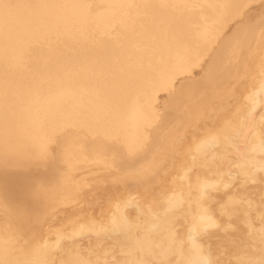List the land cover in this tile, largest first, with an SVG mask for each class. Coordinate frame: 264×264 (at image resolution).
Returning <instances> with one entry per match:
<instances>
[{
  "label": "bare ground",
  "instance_id": "obj_1",
  "mask_svg": "<svg viewBox=\"0 0 264 264\" xmlns=\"http://www.w3.org/2000/svg\"><path fill=\"white\" fill-rule=\"evenodd\" d=\"M219 1H221V0H219ZM219 1L218 0H95V6L92 7V6H90V3H88L86 0H0V78H1L2 82H4V84L8 83V80L10 78L7 79V77L9 75L11 76V74H9V72H7L9 75H7V76L5 75V73H6L5 69L6 68H8L13 74L15 73V71L18 72L17 70H20V69L24 70L25 66H24L23 63H25V62L22 63V61L24 59L23 57H25V58H29L30 57V56L28 57L25 54V53H27L26 51L28 50V52H29V49L31 48L30 50L32 52H34L33 50L37 47V45H39L41 43H43L42 47H45L44 43L47 44L51 40H53L54 42H56V41L57 42H61L64 39H65L64 40L65 42L67 40H69V41L70 40H77V41H75V42H78V43H76V45L81 48V46H79V45H82L80 43L82 41H79V40H84V41L86 40L87 41L89 38L92 39V36H89V34L91 32L92 33L90 35H94L97 32H99V34L105 35V34L109 33L110 28L113 25H115L114 27L116 28V26L118 24L119 29H120V27H122V29H123L124 28L123 26H127V25L130 27V25L134 21L131 22V24L129 23L130 25L127 24L128 22L131 21V19H129V14L130 15L133 14V12H131V10H133V9H134V13H135V8L131 9V7H134L133 5H136L137 3L139 4V2H142V3L145 4V6H147V7H145V10L148 8L146 13L143 16H145L148 11L151 13L152 11H154V9H158L160 11L162 9V12L165 11L163 13V15H162V12H160L159 15L156 14L155 16L162 17L164 19V18L169 17L170 14L172 15L173 11L171 12V10L174 7H175V10H176V8H178L177 9L178 11H176V14H179V13H182L181 12L182 8L185 10V12H187L193 7H195V9H197V8L200 9L201 7L205 6L204 8L207 7L208 9L212 10L213 12L215 11V16L212 17V20L215 21V22H220V20L224 16H230L233 12L236 11V9H240V7L244 3L249 1V0H224L223 2L221 1L222 3H219ZM144 4L142 5V7L144 6ZM170 5L172 6L171 10H169L170 9V7H169ZM165 7H167L166 8L167 10L165 9ZM139 8L136 9L137 12L139 11L138 10ZM180 8H181V10H180ZM195 9L190 11V12L194 11L193 13L195 14V12H196ZM158 10H156V12H159ZM141 11H142V9H141ZM143 11H144V9H143ZM212 11H210V12L212 13ZM184 13H182V14H184ZM204 13L206 15V12H204ZM141 14H143V13H141ZM185 14H184V16H187ZM190 14H192V13H190ZM199 14H201V13H199ZM202 14H203V12H202ZM179 15H181V14H179ZM143 16H141L142 19L144 18ZM147 16L149 17L150 14L147 15ZM189 16L191 18V15H189ZM158 17H157V19H156V17H154V18L156 20H158ZM173 17H174V14H173ZM260 17H262V15ZM190 18L189 17L188 18H186V17L182 18L181 17V18H177V19H179V21H185L186 24H189L191 22H194V21L191 20L192 18L191 19ZM201 18H203V17L201 16ZM201 18L198 20L199 23H200V21H202ZM128 19H129V21H127ZM175 19L176 18H174V20ZM207 19H208V17H207ZM261 19H263V18H261ZM146 20H147V18H146ZM159 20H161L166 25V21H169L171 19L162 20V19L159 18ZM172 20H171V22H172ZM151 21L152 20H150L148 22H151ZM158 21H156V22L154 21V24L151 22V25L152 24L153 25H156V24L159 25V22H161V21H159V22ZM204 21H205V19H204ZM135 22H137V21H135ZM143 22H142V24L145 25V22L144 23ZM148 22H146V23H148ZM169 22H167L168 25H169ZM175 22H177V21H175ZM208 22H209V20H208ZM120 24H121V26H120ZM179 25H181V24L179 23ZM118 26H117V29H118ZM133 26H134V24L132 25V28H131L132 31L131 30H127L128 31L127 35L124 34V31H123L124 37L126 36L125 38L123 37V35H122V37H120L121 36L120 32H119L120 35H118V37L120 39L121 38L123 39V43H122L123 45H121L122 48L120 47L118 49L119 52H121L123 54V55L121 54L122 58L120 57L122 60L120 58H119L120 60H118V61L117 60H114V61L112 60L113 56H115L116 52H118L117 49H115V47H117V46L114 47V44H112V43H115V42L108 41V40H110V36L109 35H111L113 31H110L111 33L108 35L109 37L107 35H105L106 37L103 36L105 38V40H107L109 38L107 41H104L103 40L104 38L101 39L104 44H105V42L106 43L108 42L107 45L105 44V48H103L101 50H99L100 48H97V47H100L99 45H102L100 43L101 42L100 39H99L100 37L98 38V34H96V37H93L94 39L98 38V40H99V43L97 42L98 46L97 45H95V46L92 45L91 42L94 43L93 39H92V41H90V43H89V41H87V44L88 43H89V45L91 44V49L92 50H90V52L91 51L95 52V48H97V50H98L97 53L101 56V61L104 60V62L106 63L105 66L108 64L111 67V68L110 67L107 68V70L112 69V71H111L112 75L110 73L111 76H109V77H103V75L101 74L102 75L101 78L103 77L102 81H104L105 85L109 84V87H110V85H112V87L110 89L107 88L108 85L105 86L104 84H102L103 83L102 81H97L95 84H93V82H91V80L93 79V78L90 79L92 77L91 72L95 71L96 68L94 70L93 69L84 68V70L86 69V71H83L81 73H80V71L82 69H80V71H78L79 69H77L78 73H80V74H76V76H75L76 72L75 73L72 72L74 74V76H72L73 74L68 69L71 70V68L73 67L74 70L73 69L72 70L75 71L76 68H74V66L76 64L73 65L74 63L72 65L70 63L67 64V65L70 64L69 66L71 68H69V66H67V65H65L63 63L64 67L65 66L68 67L67 71L70 72L71 74L69 73V75H67L68 73L67 74L65 73L66 75H64V74L61 75L62 77L64 76V78L59 76V74H58L57 77L56 76L54 77L52 75V77H51L52 79H50L47 76V74H43V73L46 72L44 68H47V67H44V66H45V64L46 65L48 64L46 62L49 59L48 55L51 54L52 55L51 57L55 56V54H54L55 51L54 50H56L57 54H59V56H60L61 53H58L59 50L57 51V48H56V47L59 46L58 45L59 43H57L58 46L55 44L56 45V47H55V45H53L54 44L53 41L50 42L51 44H49V45L50 46L51 45L54 46L56 49L53 48L54 49L53 51L51 49L52 53L50 52V54H47V53H49L48 52L49 50L47 51L46 56H47L48 59L45 58L46 56L44 57L42 55L43 53L46 52L45 50L43 52L42 50L39 49V48H42V47L38 46L37 49H39L40 51L35 49V50L38 51L37 53L34 52L35 55L36 54L42 55L46 59V61H45V59L43 57L42 58L39 57L40 58V59L38 58L39 60L42 61V59H43V62L45 61L44 65L40 66V64L41 63L43 64V62H40L39 60L37 61L36 59H37L38 55H36L37 57H35L34 53H33V55H34V57L36 59L34 58L33 61L35 60V61H37V63L39 62L40 64L38 63V66L40 68L43 67L42 70L40 69L42 71L41 72L42 73L41 76L42 75H43V77L47 76V78L46 77L45 78L47 80L50 79L49 83H47L48 81L45 78H43V77H42L43 78L42 81H47L46 83L41 81L42 84L44 85L43 87H40L39 85H37L40 82V80L38 81V83H37V81H34V83L35 82L37 83V84L35 83L36 85H32V84H34L33 82H28L27 81L26 83H28L29 85L32 83L30 86H34V87H31V88H34L35 90H37V93L36 94L34 93L35 95L32 96L31 98H28V99L26 98V101L19 100L18 104H20V105H17L18 106L17 110L15 109L16 111L13 112V117L14 118L12 119L11 118L12 116H11L10 117L11 120L9 119L10 122L9 121L6 122V120H8V118L7 119L4 118V117L0 118L1 119V121H0V188L3 189V190L5 189L6 191L8 189V191H7L8 193H6L7 197H6V195H4V196H5V198H7L9 203L10 202H14V204L11 203L10 208H7L5 206L4 210L6 209L5 212L10 210L11 211L10 215L12 214L14 216V218L17 219L18 223H22L23 222V225L21 224V226H24V223L26 224V227H27V224H30V225L34 224V223L35 224L36 223L39 224L38 220L40 219V217H42V213L41 212H42L43 208L48 207V206H45L44 204H41V201L44 199L45 196L48 195L47 194L48 192H50V191H62L63 192L65 188L71 189L70 185H68V184L65 185V182L61 179V177L59 178L60 174H58L59 176H56L55 175V174H57L56 171H55L56 173L55 172H53V173L51 172L52 169H54V168L51 167V170H50L49 169L50 167H48V166H50V165L54 166V164L51 163L50 165H48V164L45 163V160H47V158H48L47 146L49 144L47 142H50L49 139L53 138L55 133L59 134V132H60V134H61V133H64V131L67 130V129H69L71 131L70 133H66L65 132L66 135H67L65 137H64L65 134H61L62 138L58 137V138H60V141L58 140L59 141L58 145H57L58 147L56 146L58 148L57 149L58 154L56 155L57 157H55L56 159H54L55 160L54 163H55L56 166L57 165L58 166L61 165L60 169H61V167L63 165H64V167H66L65 164H67V160L73 161L72 159H76L79 156V154H80L82 156H86L84 158V160L87 159V158L88 159L94 158L93 160H95V158L96 159L98 158L100 161L102 160V161L105 162V163H103L101 161L104 165H106V163L107 164L109 163L110 165H113V166L116 165L119 169H125V168L127 169L128 167H130V169L128 168V170H132V171L134 170L135 171V172H133L134 175L140 177L141 179H143L145 181L148 180V179L150 181L148 172H147V170H146V168L144 166L141 165L143 168H139V169L137 168V170H136V168L132 169V166H129V164L131 162H129L128 160L131 159V161H132L135 158V157L134 158H129V155L131 156L132 151L138 152L139 149H137V148L140 146L141 140L144 137V128H146L144 126L147 125L146 124L147 122L149 123V121L154 120L152 118H155V116H156L155 115L156 107H154L153 101H156V100H154V98H157V96H155L156 95V91L159 90L160 88L161 89L162 88H166L170 84L171 77L169 76L168 71L171 72V69H172V71H173L172 73H176V74L180 73V72L189 71L190 68L187 65L189 63L188 62V56L190 55L188 47H191V44H189L188 42L191 39V42L193 44H197V46L199 45L198 48H197L198 51H195V50L194 51L197 52L196 53V57L200 56L202 54V52H204V50L209 49L208 48L209 45L207 46V44L210 42V38H211L210 36H212L211 35L212 29H211V27L209 25H206L204 23L201 24L199 27H196V26L195 27H193V26L190 27L188 25L189 28L186 29V30H190V34H191L192 38H190V39H187V38L183 39L182 38L183 39L182 43H184V45H179L178 41H177L178 43H176V41L175 42L171 41V43L168 42V39H169L170 35L167 36L168 32L166 33V35L162 34L164 31L166 32V29L164 27H163V31H162V27H161L162 24H160V28H161L162 32L160 31L161 33L160 32L158 33L157 32L158 30H156V34H158V37L155 36L156 34L154 35L155 38H157V39L152 37L153 34H150L152 36L148 35V38H147L148 40L144 38L145 36L143 37V35H141L142 31H141V34H138L139 33L138 30L141 28V26L140 27L138 26V30H137L138 33L135 32L136 30L133 31ZM114 27H112V28H114ZM135 27L136 28H134V29H137V26H135ZM143 27L144 26L142 25V28ZM146 27L145 28L148 29L149 23H148V26L146 24ZM156 27L157 26H155V28ZM169 27H171V26H169ZM145 28H143L141 30L145 31L144 30ZM126 29H127V27H126ZM152 29L154 31V28H152ZM178 29H179V27H178ZM181 29L185 30L184 28H181ZM175 30L178 31L177 29H175ZM129 31L131 33L133 32L132 34H134V35L137 33L138 35L137 34L136 35L139 36V37H140V35L142 36V39H140L141 40L140 41L139 37H137L135 35L136 36L135 39H137L139 41L137 42V40H135L136 41L135 44L138 43V45L133 44L134 47H132L133 46L132 42H133L134 39L131 36V34L129 33ZM153 31H151L150 33H153ZM251 31H252V29H250V32ZM93 32H94V34H93ZM147 33H149V31L144 32L143 34H145L147 36ZM169 33H171V32H169ZM253 33H255V35H253L251 33L254 36L253 39H252V37L250 38L249 36H247L248 32H243V35H241V36H237L236 37V35H235V38H233L232 41L228 42L227 45H221L219 50L215 52V55L213 56V58H211L210 63L206 67V73L204 74L205 76H203V78H202L203 80L201 82L199 81L200 83L199 82H196V83H194V82L190 83L189 82L190 84L188 83L187 86L185 84L186 87L182 90V92L181 91H180L181 93L178 92V93H180V95L173 96L175 94L174 93L172 95L173 98L171 99L170 102H169V99H168L167 100L168 101L167 104L163 103V110H162L163 112H162V116L160 117V124H159L161 130L159 131V129H158V132H154L155 135H154V138L152 137L153 140L149 139L150 142L152 141V144L150 143V147L148 149L147 148H145V150H141L140 149L141 150L139 152L140 156L137 157V155H136V157L138 158L136 161L139 160V162H142L143 160H147V164L150 167L153 164H157L161 157H165L166 155L168 156L171 153V151H174L175 144L173 145L171 143V141L172 140L175 141V139H173V138L176 136V134L179 132V130L183 126H185V124L189 123L188 121H190V120L196 121V119H199L201 116H204V115H202L204 112L201 111V108H202L201 105H204L205 107L210 106L211 104L209 105V103L211 101L215 100V92H217V90H221L223 88L224 84L228 83L231 79H233V72H235L239 68H242L244 60H246L248 58L251 59V55L253 54V52L256 53L257 51H260L261 54H263L262 55L263 58L261 60V57H260L261 61L257 60L259 63L257 62L256 64H253V62H252V64L254 65L253 66V72H255L254 76L256 77V81H255V85L252 84L253 87L251 86L249 92L251 90H254V89L258 88L260 86L261 79H262L261 74L264 73V41H263L264 37L263 38L260 37L261 33L258 32L257 30H254ZM160 34H162V37H161V39H158ZM149 37L150 38H154L153 41L155 40L156 43H157V45H154V43L152 41H150V43H152L155 48L151 44L152 46L151 45L150 46L152 47V50L151 49H149V50H151L153 52V48H154V52L156 54H158L159 56L162 55L161 56L162 59H160L158 57L159 58L158 62L156 61V60H158V59H156L158 55H155V53H154V55L152 53V55H150L148 57V58H150L152 56L153 57L152 60L154 59V61L156 62V64L153 67H151L152 65H150V69L152 70V72H153V70L156 72V73L154 72L155 74L153 73L152 75H151V72H150V74L149 73H145L146 71H148V66H146L147 68L144 66L146 63L143 60H145V59L147 60L148 58L147 57H144V58L142 57V54L144 56L145 53H143L144 52L143 49H141L139 47V45H140L139 42H141V44H143L141 47L142 48L145 47L144 50H147L146 49V45L144 46L145 41L143 39H145L147 41V43H145V44L148 45ZM119 38H117V40ZM125 39H126V42L124 41ZM131 39H133L132 42H131ZM251 39H252V41H251ZM58 40H61V41H58ZM177 40H178V38H177ZM69 41L66 44L71 43V41L70 42ZM142 41H144V42H142ZM110 42H112V43H110ZM124 42H125V44H124ZM72 43H71V45H72L71 47L73 48V44ZM82 43L86 45V43H84V42H82ZM130 43L132 45L131 47L133 48L132 50L134 51V48L138 46L139 49H135V50L136 51L139 50L140 53L139 52L137 53L135 51H134V54L132 52L130 53V50H131ZM94 44H96V42ZM223 44H224V42H223ZM33 45L34 46L36 45L35 48H32V47H34ZM60 45H64V42L62 44H60ZM89 45H88V47L90 48ZM171 45L174 48V49L172 48L173 49V57H174V60H175V64L174 65H170L171 62L168 59L167 46L169 47ZM69 46L70 45H68V48H69ZM74 46H75V44H74ZM181 46H184V47H181ZM197 46H195V47H197ZM46 47H47V45H46ZM49 47H48V49H49ZM82 47L85 48L84 45H82ZM88 47L86 45V48H88ZM156 47L159 50L158 53L156 52V50H157ZM77 48H75V50H78ZM127 49L129 51V53H128L129 56H127L128 54L124 55V54H126V52H128V51H126ZM140 49H141V51H140ZM30 52H29L28 55H30ZM41 52H43V53L40 54ZM87 52H88L89 55L93 54V57H94V53L91 52L92 54H90L89 51H87ZM220 52H222L223 55L225 54L227 59L229 60V63H227V64L225 63L226 66L222 64L220 58L217 56V53H220ZM72 53H73V51H72ZM72 53L70 52L69 54L71 55ZM97 53H95V54H97ZM69 54H67V56H69ZM259 54H257V55L261 56ZM76 55H78V54L76 53ZM59 56H58V58H60ZM78 56H77V58H78ZM96 56L98 57V55H96ZM124 56H126V57H124ZM130 57H132V59H130ZM123 58H124V60H123ZM126 58L128 59L126 61L127 63H129V60L130 61L134 60V62H132V64H133L132 67H136V68H129L131 65H129V66H127V64L124 65ZM256 58L258 59V57H256ZM54 59H55V57H53V59H51V61H48V62L57 61V59H55V60ZM66 59H67V57H66ZM70 59H67V60L71 61ZM74 59H75V57H74ZM60 60L62 61L63 58H61ZM152 60H151V63H153ZM25 61H26V59H25ZM31 61L29 60L30 66L32 68L35 65V62L32 61L34 63V65L32 66L31 65ZM78 61H79V59H78ZM29 62L27 61L26 63H29ZM54 62L52 63V65H54ZM57 63L59 65L61 64V66H63V64L59 61V59H58ZM173 63H174V61H173ZM147 64H150V61H148ZM52 65H51V67H53ZM55 65H56L55 68L57 69L56 62H55ZM59 65H58V68H59L58 70H60V68H61V70L62 69L64 70V68L60 67ZM250 65H251V63L249 64V66ZM34 67H35V71H36V66H34ZM34 67H33V72H30L27 69H25V70H26V72L27 71L30 72V78H36V79H33V80H38V77L40 79V75H39V72H38L39 70H37V72H38L37 75H39V76H35ZM39 67H38V69H39ZM51 67H50V69H51ZM115 67L116 68L118 67L119 70L118 71H117V69L115 70L114 69ZM103 68H104V66H103ZM8 69H6V70L9 71ZM48 69L49 68H47V70ZM52 69L49 72H51L54 75H56L57 74L55 72L56 69L54 70V72L52 71ZM25 70H24V73H25ZM43 70L45 72H43ZM62 71H58V72H60V74H61ZM96 71H98V70H96ZM20 72H22V71H20ZM20 72H19V75H15L14 74L18 79L20 77L23 78L22 82H23V86L24 87L22 86L23 87L22 88L21 86H19L22 89L21 88L19 89L18 94L19 93L21 94L22 92H26V91H22V90H25V87H27V84L24 85L25 84L24 83L25 82L24 79H26L27 75H28L27 78H29V73L22 75V73H20ZM49 72L47 71L46 73H49ZM65 72H66V69H65ZM103 72L106 73V71H103ZM191 72L189 71V73H191ZM31 73H34V74H32V76L34 75V77L31 76ZM106 74L109 75L108 71H107ZM24 75H26L25 78L23 77ZM187 75H188V73H187ZM66 76H70V77H66ZM89 76H90V78H89ZM188 76H190V74ZM55 78H59L60 81H57V79H55ZM12 80H13V82H12L13 84H10V81H12ZM19 80H16V81H18L16 84L14 83V78L13 77L9 81L8 86H10L9 87L10 89H11V85L15 86V87H12V89H11L12 91L14 90V92H15V90L16 91L18 90V89H15V88L18 86L17 84L21 83V82H19ZM27 80H29V79H27ZM33 80L30 79V81H33ZM99 80H100V77H99ZM4 84L2 85V88L1 87L0 88L4 89L5 87H7V90L9 91L8 86H4ZM247 84H249V83H247ZM3 86H4V88H3ZM35 87L36 88L38 87L39 89L40 88L43 89L44 87L45 88L48 87L49 89H44V90H46V92H44V90L40 91L41 89L39 90L38 88L36 89ZM244 88H246V87H244ZM246 90H247V88H246ZM8 91H7V93H8ZM9 92H10L9 93V95H10L11 91H9ZM13 93H12V96H13ZM25 95H26V93H25ZM220 95L222 96L224 94H220ZM2 96H3V94H2ZM12 96H10V97H12ZM16 96H17V94H16ZM23 96H24V94H23ZM23 96L22 95H18V97L20 99H23L24 98ZM218 96L219 95H217V97ZM3 97L5 98V96H3ZM13 97L10 98V100L8 99V101L10 102L11 100H13ZM0 98H1V95H0ZM7 98H9V96ZM3 99H0V101L2 102V103L0 102L1 104H3V102L5 103V101H2ZM4 100H6V99H4ZM222 100L224 101V99H222ZM242 100H240V102ZM20 102H22V103L24 102L23 105ZM215 102H216V100H215ZM243 102H244V100H243ZM230 103H233V102H230ZM235 103H236V105L240 104V103L234 102V104ZM224 104H225V102H224ZM243 104L244 103H242V107H241V105H239L237 107L235 105L236 108L240 109L239 107H241L242 110L241 109L240 110L237 109L238 111H236V109L233 110V108H235V107H233L231 110L234 113H232V115H230L231 113L230 114L229 113L224 114L225 112L219 111V109L222 107L221 105H220L221 106L220 107L217 104L215 105V103H214V107H213V103H212V106H210V108H208V110L209 109L210 110L215 109V113H217V111L220 112V113L214 114V112H213V114L215 115V116L214 115L213 116L215 117V120H216L214 122H216L217 124L215 123L213 125H210V127L214 126V129H213V127L210 128L211 130L210 131L207 130V132L205 134H207V135H211V134L222 135L225 131H230L233 134L238 133L240 135H243L244 132H245V127H243L241 125V120H242V118L246 117V112H245L246 108H245V110L243 109V106H244ZM215 106H218V107H215ZM229 106H230V104H229ZM4 108H1L2 111H8V109L10 107L7 108V109L5 108V110H3ZM161 108H160V110H161ZM261 109L263 111H259L260 113L262 112L260 115H259V112H258V114L256 113L259 116H256V114H255V118L256 119H258L261 115H264V107H262ZM206 111H207V109H206ZM209 111H207V113H209ZM158 112H160V111H158ZM209 114H212V113H209ZM222 114H224V115H222ZM213 116L211 118H209V119H212ZM156 118H158V117H156ZM201 118H203V117H201ZM12 120H14V121H12ZM213 120H214V118H213ZM207 121H208V119H207ZM8 122L10 124L6 125ZM13 122L15 124L12 126ZM157 122H159V121H157ZM211 123H213V122H211ZM215 126H216V128H215ZM203 129H204V127H203ZM80 131L81 132L85 131V133L89 132V134L93 133L92 136L90 135L91 137L94 136L93 138H95L96 134H99L98 135L99 139L98 140L97 139L92 140L93 138L90 139L89 135L86 133V136H85L84 135L85 133H84L83 135L85 137H87V139H86L84 136L80 135L81 134ZM151 131H153V130H151ZM52 134H53V136H52ZM88 137H89V139H88ZM171 137H173V138L171 139ZM149 138H151V136ZM109 139H112L114 144L111 143L112 142L111 140H110V143H111L110 144L108 142ZM51 142H53V141L51 140ZM115 143H118V144H115ZM182 144H183V142H182ZM185 145L186 144H184L183 146L180 145L181 148L185 147V148H182V151L180 150L181 153L184 150L185 151L188 150V152H190L189 151L190 148H191L190 144H188L189 147H190L189 149ZM140 148H141V146H140ZM216 151H217V153H222L223 148H218V149H216ZM127 152L129 153V155L127 154ZM152 152H155V153L157 152L158 155L157 156H152L153 155ZM177 152H178V150H177ZM123 153L125 155L127 154L128 156L124 157L125 155L123 156ZM118 154L119 155L122 154V156L120 155V157H116V155H118ZM46 155H47V157H46ZM185 155L187 156L188 154L186 153ZM179 156H181V155L179 154ZM183 156H181V158H183V160L186 159V158H184L186 156H184V157ZM188 156H187V161L189 160L191 162L192 160H190V153H189ZM69 157H70V159H69ZM229 158H227L225 161L224 160L221 161L219 157H217L215 159L206 158L204 160H198L196 162H199L198 164L201 163L200 166L203 167V168H199L198 170H197V168L200 167V166L194 165V167H197V168H194V167H191L190 164H189L190 166H188L187 162L185 161L186 165L190 169L192 168V172L195 169V171L193 173L194 174L196 173L194 175V177H189L188 176V186H190L191 189H192L191 195L188 196L189 200L193 199L195 196L198 195V193L195 190V187L199 183L200 179L201 178L209 179V177H208L209 175L207 176L208 173L209 174L213 173L212 176H211V177H213L214 175H216L217 172L218 173L222 172L226 168V166L228 164L227 162H229L227 160ZM52 159H53V157H52ZM88 159L86 161H88ZM165 159L167 160V158H165ZM231 159H229V160H231ZM49 160H51V159H49ZM77 160H79V162H82L81 164H83V161H84L83 159H78L77 158ZM77 160H75L74 162H76ZM80 160H83V161H80ZM71 161L68 162V164L71 163L69 165H72V163H74V162H71ZM231 161H233V160H231ZM132 162H135V161H132ZM137 163H134V164L136 165ZM143 163H145V161ZM180 163L181 162H179V164L178 163L177 164L180 165ZM181 164L184 165L183 167L185 168V170H187V167H185V163L184 164L181 163ZM193 164H195V162ZM138 165H139V163H138ZM144 165H146V163ZM76 166H77V162H76ZM113 166H111V167H113ZM180 166L177 167V168L179 169ZM134 167H136V166H134ZM152 167H154V166H152ZM58 168H56L55 170H57ZM158 169H160V168H158ZM171 169H172V167H171ZM178 169H175V167H174L172 172H171L172 174L175 173L174 174L175 176L174 175L172 176V175H170L168 173L170 176H169L168 179H164L165 183H167L166 181H170V180L173 182V179L177 175L176 173L180 174V173H183L185 171V170H181L180 169L181 172L180 171L178 172ZM228 169L229 168H227L226 171ZM63 170H65V169H63ZM174 170H176V172ZM196 170H197V172H196ZM233 170L234 169H232V171ZM125 172H123V173H125ZM190 172L191 171H189L188 175L190 174ZM62 173H63V171H62ZM130 173H131V171H130ZM193 173H192V176H193ZM228 173L229 172H227V174L225 173L227 175V177H228ZM179 174H178V176L176 178H179L181 176ZM66 175H65V177H66ZM118 175H119V173H118ZM113 177H115V176H113ZM124 177H126V176H124ZM170 177L171 178L173 177V178L170 179ZM216 177H219V176L217 175V176H215V178ZM132 178H133V176H132ZM166 178H167V176H166ZM115 179H116V177H115ZM211 179H214V178H211ZM227 179H229V178H227ZM116 181L118 183V179H116ZM133 181H134V179H133ZM151 181H152V179H151ZM171 181L168 183L169 185L166 184V186L173 185V183L176 181V179H174V182L172 184H171ZM178 181H179V179H178ZM144 182H140V184L141 183L143 184ZM260 182H259V184H261ZM127 183L128 182H125V184H127ZM147 183H148V181H147ZM262 183H264V182H262ZM236 184L234 185L235 191H236ZM145 185H147L146 182H145ZM180 185H181V183H180ZM239 185L240 184H238V186ZM251 185L252 184H249V186H251ZM129 186H132V185L130 184ZM164 186H165V184H164ZM174 186H175V184L173 185V187ZM188 186H182L181 185V187H183L185 192L188 191ZM143 187L145 188V186H143ZM127 188H125V189H127ZM132 188L133 187H131V189ZM171 188H172V186H171ZM74 189H75V187H73L72 191H74ZM138 189H140V188H138ZM146 189L148 190V188H146ZM164 189H167L168 191L170 190V188H167V187L164 188ZM228 189L225 192H228ZM231 189L233 190L234 188L231 187ZM255 189H256V187H255ZM243 190H245V189H243ZM249 190H251V188ZM253 190H254V188L252 189V191ZM238 191H239V189H238ZM127 192L128 191H125V193H127ZM219 192L221 193V191H219ZM219 192H218V194H220ZM70 193H72V192H70ZM139 193H140V191H139ZM216 193H213V194H216ZM246 193H247V191H246ZM246 193H244V194H246ZM144 194L145 193H143L142 195L140 194V199H141V196H143ZM229 194H230V192H229ZM241 194L244 196L243 198H246L245 195L243 194V192ZM260 194L261 193H259V195ZM146 195H147L146 198L144 197L145 201H144V198L142 197L143 198L142 202H145L144 204H147L149 202V201L148 202L146 201V199L149 200L148 194H146ZM225 195H226V193H225ZM232 195L235 196L234 193L231 194V196ZM251 195H253V194L251 193ZM259 195H258V197H260ZM55 196H57V195H55ZM121 196H123V195H121ZM218 196H215V197H218V198H220L219 200H221L222 199L221 195H218ZM247 196H249V195H247ZM215 197H213V195L210 194L209 201H206V203L210 204V207L213 206V208H216L215 207L216 205L213 202V199L217 200V198H215ZM256 197H257V195H256ZM57 198H59V197H57ZM250 198H252V197H250ZM263 198H264V196H263ZM157 200H159V199H157ZM223 200H226V199H223ZM47 201L48 200H46V201L44 200V203L47 202ZM92 201H94V200H92ZM258 201H260V199ZM9 203H7V204H9ZM47 203L50 204V201H48ZM51 203H54V201L53 202L51 201ZM153 203H156V201L154 200ZM153 203H151V204L153 205ZM9 205H7V206H9ZM160 205L161 204H159L158 206H160ZM220 205H218V206H220ZM2 206H3V203H2ZM155 206H156V204H155ZM155 208L156 207H154L153 209H155ZM47 209H49V208H47ZM220 209L221 208L218 207L219 211H221ZM45 210H43V211H45ZM131 210H129V211H131ZM155 210H157V208ZM182 211L184 212L185 217H187V215H188L187 205L185 206V209L182 210ZM216 211H217V209H216ZM132 213L133 214L136 213L135 209H133ZM132 213L131 214H130V212L128 213V215L130 214V216H129L130 218H134V216H132ZM0 215H1V213H0ZM2 215L4 216V214H2ZM7 215H5V216H7ZM218 217H219V215H218ZM98 218H99V216H98ZM238 219H240V218H238ZM241 219L244 220V218H241ZM7 221H9V220H7ZM40 221H42V219H40ZM180 221L182 222V220H180ZM228 223H230V222L228 221L226 224H228ZM238 223H242V222H238ZM4 224L7 226V228L2 227V226H5ZM4 224L2 226H0L1 227V229H0V264H29V261H31L32 258H33V249H34L36 243L39 240L43 239L44 237H41V238L38 237L37 239H35V240L33 239L32 240V238L28 237V235L27 236L25 235L24 237H26V238L28 237L30 239H28L26 242H23V241H25L24 240L25 238L23 240H20V239H22V235H19L20 232L17 235H19L21 238H18L19 236L17 237L15 230L14 231L11 230L10 227L8 226L9 225L8 222L5 221ZM12 225H14V224H12ZM183 226H181V227H183ZM26 227H23V228H26ZM28 232H29V229H28ZM229 233H230V231H229ZM180 234H182V233H180ZM37 236H39V235H37ZM246 236H247V234H246ZM34 237L35 236L33 235V238ZM216 237H217V233H216ZM92 238H91V240H92ZM218 238H219V236H218ZM224 238H225V236H224ZM82 239H80V240L83 241L84 239L83 240ZM95 239L93 238L94 241L92 240L93 242H89L91 240H89V237H86L83 242L85 243V241L87 240V242H86L87 245L85 243V246H87V248H88L91 245V243H92V245H94L96 243L97 240H95ZM227 239H228V236H227ZM204 241L205 242L208 241L207 240V236L204 237ZM230 241H231V239H230ZM244 241H246V243H250V246L253 243L251 238H249V239L248 238H244ZM83 242H78L77 244H80V243L82 244ZM213 242H214V240H213ZM215 242H217V241H215ZM233 242H231V243H233ZM239 242H240V244H237V245L235 244V246H233V250L234 251L239 252L242 249L241 248V247H243L241 245L242 242L241 241H239ZM74 243L72 241V243H70V245H69V243H67L68 244L67 245L66 241H65V243H64L65 245H63V247L65 249L72 248L74 245H76ZM227 244L229 245V243H227ZM85 246H83V248L87 249ZM221 246H223V245H221ZM257 246H259V245H257ZM216 247H217V245H216ZM225 247H228V246H225ZM227 249H229V248H227ZM215 251L217 252V250H215ZM224 251L227 252L226 250H224ZM225 252L224 253L221 252V254H225ZM232 254H233V252H232ZM65 257H66V253H59V255H57L56 264H59V261L61 259H64ZM226 257L227 256L225 255V258ZM223 260L224 259H222V261ZM227 260H230V259H227Z\"/></svg>",
  "mask_w": 264,
  "mask_h": 264
},
{
  "label": "rangeland",
  "instance_id": "obj_2",
  "mask_svg": "<svg viewBox=\"0 0 264 264\" xmlns=\"http://www.w3.org/2000/svg\"><path fill=\"white\" fill-rule=\"evenodd\" d=\"M88 3H90V6H92V7H94L95 6V0H86ZM219 1V0H218ZM222 2L224 1V0H221ZM221 1H219V3H222ZM142 2H139V4L137 3L136 5H133L134 7H131V9L132 8H135V13H134V9L133 10H131V12H133V14H129V19H131V21L130 22H128L127 24H131V22H133L131 25H130V27L127 25V26H123L124 28L122 29V27H120V29H119V26H118V24H117V26H118V29H117V26H116V28L114 27L115 25H113L112 27H114V28H110V31H113L112 32V34L111 35H109L111 32L109 31V33L108 34H105V35H109L110 36V40H108V41H113V42H115V43H112V42H110V43H112V44H114V47L115 46H117V47H115V49H117V51L119 52V48L121 47V45H123L122 43H123V39L121 38H119L118 37V35H120L119 34V32L121 33V36L120 37H122V35H123V37H124V34H128V31L127 30H131V28H132V25L134 24V26H133V31H135V32H137V30H138V26L140 27L141 26V28L138 30L139 31V33L138 34H141V31H142V34L141 35H143V37L145 38V39H147L148 38V35H150V34H153V36L152 35H150V36H152V37H154L155 38V36L156 37H158V34H156V30H158L157 32L159 33L160 31H161V28H160V24H162V31H163V27L166 29V32L164 33H162V34H164V35H166V33L168 32V34H167V36H169V39H168V42H170L171 43V41L172 42H175L176 41V43H178L179 45H184V43H182V41H183V39H190V38H192L191 37V34H190V30H186V29H188L189 28V26L190 27H199L201 24H206V25H209L210 27H211V29H212V32H211V35L212 36H210L211 38H210V42L207 44V46L209 45V49H206V50H204V52H202V54L200 55V56H198V57H196V53L197 52H195V51H198V46H197V44H193L192 42H191V39H190V41L188 42L189 44H191V47H188L189 48V53H190V55L188 56V67L190 68L189 69V71L191 72V73H189V71H187V72H180V73H172L173 71H172V69H171V72L170 71H168V74H169V76L171 77V82H170V84L168 85V87H166V88H160L159 90H157L156 91V95L155 96H157V98H154V100H156V101H153V105H154V107H156V110H155V118H152V119H154V120H151V121H149V123L147 122L146 124V126H144V127H146V128H144V137H143V139L141 140V144H140V146H141V148H140V146L137 148V149H139L138 150V152H134V151H132V154H131V156L129 155V153L127 152V154L129 155V158H134V160H132V161H135V162H132L131 161V159L130 160H128L129 162H131L130 164H129V166H132V169H134V168H136V170H137V168L139 169V168H143L142 166H144L145 168H146V170H147V172H148V175H149V178H150V181H149V179L148 180H143V179H141L140 177H138V176H136V175H134L133 174V172H135L134 170L132 171V170H128V168L130 169V167H128L127 169L125 168V169H119L116 165V167L115 166H113V165H110L109 163V165L106 163V165H104L103 163H105L104 161H100L98 158L96 159L95 158V160H93L94 158H91V159H88V161H86L87 159H85L84 160V158L86 157V156H82V155H80L79 154V156L77 157L78 159H83V160H80V161H83V164H81L82 162H79V160H77V158L76 159H72L73 161H71V160H67V164H65V166L66 167H64V165L61 167V169H60V166H56L55 165V163H54V159H56L55 157H57L56 155L58 154V152H57V145H58V142L60 141V138H62L61 137V134H65L64 135V137L65 136H67L66 135V133H70L71 131L69 130V129H67V130H65L64 131V133H61L60 134V132H59V134L57 133H53L54 134V136H53V134H52V136H53V138H50L49 139V141L50 142H47L49 145L47 146V155H48V158L49 159H51V160H49L48 158H47V160H45V163L46 164H48V165H50L51 163L52 164H54V166L53 165H50V166H48V167H50L49 169L51 170V167L52 168H54V169H52V173L53 172H57V174H55L56 176H59L58 174H60V176H59V178L61 177V179L65 182V185L66 184H68V185H70L71 186V189H69V188H65L64 189V191L62 192V191H50V192H48L47 194V196H45L44 197V199L41 201V204H44L45 206H48V207H46V208H43V210H45V211H43L42 210V217H40V219H42V221H40V219L38 220L39 221V224L38 223H34V224H27V227H26V224L24 223V226H21V224L23 225V222L22 223H18V221H17V219L16 218H14V216L11 214L10 215V210H8V211H6L5 212V210H4V208H5V206L7 207V208H10V206H11V203H13L14 204V202H10L9 203V201L7 200V198H5V196L4 195H6V193H8L7 191H8V189H7V191L4 189H1L0 191V213H1V215L2 214H4V216L2 215H0V226H2L4 223H5V221L6 222H8V226L10 227V229L11 230H15V232H16V235L19 233V235H22V239H20V240H23L24 238V240L25 241H23V242H26L28 239H30V238H32V240L34 239H37L38 237L39 238H41V237H45L47 234H48V231L50 230V228L51 227H54V226H62V225H68L69 224V222L70 221H73L74 219H76V218H80V220H82V221H84V222H87V221H89V219H93V218H95L96 220H101V219H106V212H105V208H106V205L108 204V202L109 201H114V200H117V199H123L124 197H126L129 193H136L137 195H138V197L140 198V194L142 195L143 193H145L143 196H141V202H142V199L145 197L146 198V194H148V197H149V200L148 199H146V201L148 202L147 204L149 205V206H151L152 208H154V207H156L157 208V210H159L160 208H162L163 207V205L161 204L160 206H158L160 203H159V200H160V193L161 192H168V190L167 189H164V188H170V190L169 191H171V189L173 190L174 189V187L175 188H177L179 185H180V183H181V185L182 186H185L184 184H183V182L182 181H178V179L179 178H176L177 176H178V174L179 173H176L177 175H176V177L174 178V179H176V183L174 182V179H173V182L171 181V184L173 183V185L175 184V186L173 187V185H171L172 186V188H171V186H166V184L167 185H169L168 183L170 182V181H166L167 183H165V180L164 179H168L169 178V176L170 175H174V174H172L171 172H172V170H173V168L175 167V169H178L177 167H179L180 165L182 166H180V168L178 169V172L180 171V169L181 170H185V168L183 167L184 165H182L181 163H185V167H187V169L189 168L188 166H190L191 165V167H194V165H198V166H200L201 165V163L200 164H198L199 162H195V164H193L194 162H190L189 160V162L187 161V156L189 155V153L190 152H188V150L187 151H183L185 154L187 153L188 155L186 156L183 152L181 153V151H182V148H185V147H182L181 148V146L180 145H184V144H186L185 146L186 147H188V149L191 147V145H192V143L194 142V140H199L200 138H202L203 136H207V134H205L206 132H207V130L208 131H210L211 129L210 128H212L213 127V129H214V126H211L210 127V125H213V124H215L216 122H214V121H216L215 120V115L214 114H218V113H220V112H218L217 111V113H215V109H213V110H208V108H210V106H212V103H213V107H214V103H215V105L217 104L218 106H220L221 108L219 109V111H221V112H225L224 114H227V113H231L230 115H232V113H234V112H232V108L233 107H235V105H236V103L234 104V102H237V103H240L239 105H241V107H242V103H244L243 102V96L244 95H246L248 92H249V90H250V88H251V86L253 87V85H255V81H256V77L254 76L255 75V72H253V64H256L259 60H260V57H261V60H262V58H263V54H261V52L260 51H257L256 53L257 54H259V55H261V56H258L255 52H253V54L251 55V59L250 58H248V59H246V60H244V62H243V66H242V68H239V69H237L235 72H233V79H231L228 83H226V84H224L223 85V88L221 89V90H217V92H215V100H216V102H215V100H213V101H211L210 103H209V105L210 106H208V107H205L204 105H201V111H203L202 113V115H204V116H201V117H203V118H199V119H196V121H193V120H190V121H188L189 123H187V124H185V126H183L180 130H179V132L176 134V136L173 138V137H171V139L173 138V139H175V141L174 140H172L171 141V143L174 145L175 144V146H174V151H171V153L167 156H165V157H161L160 158V160L158 161V163L157 164H153L152 166H154V167H152V166H150L149 167V165L147 164V160H143L142 162H139V160L138 161H136L138 158L137 157H139L140 156V154H139V152L141 151V150H145V148H149L150 147V143L152 144V141L150 142V140H153V138H154V135H155V133L154 132H158V129H159V131L161 130L160 129V117L162 116V110H163V103H168V99H169V102L171 101V99L173 98L172 97V95L173 96H175V95H180V93L182 92V90L187 86V84L190 82V83H196V82H201L203 79V76H205L204 74L206 73V67L208 66V64L210 63V60H211V58H213V56L215 55V52L216 51H218L219 50V48H220V46L221 45H227L228 44V42H230V41H232L233 40V38H235V35H236V37L237 36H241V35H243V32H248V34H247V36H249L250 38L252 37V39H253V35H255V33H253L254 32V30H257L258 32H260L261 33V35H260V37H264V0H249V1H247L246 3H244L241 7H240V9H236V11L235 12H233L230 16H224L221 20H220V22H215V21H213L212 20V17L213 16H215V11L213 12L212 10H210V9H208L207 7V9L206 8H204L205 6H203V7H201L200 9L199 8H197V9H195V7H193L195 10H196V12H195V14L193 13V12H190V11H192V10H194L193 8H191L189 11H187V12H185V10L182 8V10H181V8H180V10H181V12L182 13H184L185 15H187V16H184V14H182V13H179V14H181V15H179V14H176V11H178L177 9L178 8H176V10H175V7L172 9L171 7V5L169 6L170 7V9L169 10H171V12L173 11V13H172V15L170 14V18L169 17H167V18H164V19H166V20H169V19H173L172 20V22H171V20H169V21H166V25L161 21V20H159V18L160 19H162V20H164L162 17H158V16H155L156 14H158L159 15V13L160 12H162V9H161V11L160 10H158V9H154V11H152L151 13L148 11L147 12V14L145 15V16H143L145 13H146V11H147V9L145 10V7H147V6H145V4L144 3H142ZM144 4V6L142 7V5ZM141 6V7H140ZM140 7V8H139ZM137 8H139L138 10V12H137ZM164 8V7H163ZM167 7H165V9H166ZM204 8V9H203ZM141 9H142V11H141ZM143 9H144V11H143ZM164 9V10H165ZM199 9V10H198ZM156 10H158L159 12H156ZM167 10V9H166ZM199 12H198V11ZM203 12V14H202V12ZM238 10V11H237ZM240 10V11H239ZM210 11H212V13L210 12ZM165 11H163L162 12V15H163V13H164ZM180 12V11H179ZM204 12H206V15H205V13ZM141 13H143V14H141ZM153 13V14H152ZM178 13V12H177ZM190 13H192V14H190ZM199 13H201V14H199ZM139 14V15H138ZM150 14V16L148 17L147 15H149ZM173 14H174V17H173ZM135 17H134V16ZM189 15H191V18H190V16ZM194 15V16H193ZM205 19V21H204V19L203 18H201V16ZM262 15V17H260ZM141 16H143L144 18L142 19V17ZM156 17V19H157V17H158V20L159 21H161V22H159L158 20H156L154 17ZM176 16V17H175ZM179 16V17H178ZM183 18H190L192 21H194V22H191V23H189V24H186L185 23V21H179V19H177V18H181V17ZM208 17V19H207V17ZM173 17V18H172ZM195 17V18H194ZM140 18V19H139ZM146 18H147V20H146ZM174 18H176L175 20H174ZM202 19V21H200V23H199V19ZM261 18H263V19H261ZM129 19L127 20V21H129ZM155 19V20H154ZM261 19V20H260ZM150 20H154L155 22L156 21H158L159 22V25H153L154 24V21L152 22L153 24L151 25V22H148V21H150ZM208 20H209V22H208ZM135 21H137V22H135ZM141 21V22H140ZM145 22V25L144 24H142V22ZM175 21H177V22H175ZM140 22V23H139ZM143 22V23H144ZM146 22H148L149 23V27H148V29H146L147 27H146V24H147V26H148V23H146ZM167 22H169V25L167 24ZM179 23L181 24V25H179ZM209 23V24H208ZM217 23V24H216ZM174 24V25H173ZM192 24V25H191ZM142 25L144 26L143 28H145L144 30L145 31H143V30H141V29H143L142 28ZM176 25V26H175ZM178 25V26H177ZM189 25V26H188ZM215 25V26H214ZM246 25V26H245ZM263 25V26H262ZM120 26H121V24H120ZM135 26H137V29H134V28H136ZM155 26H157L156 28H155ZM159 26V27H158ZM166 26V27H165ZM169 26H173L172 28L171 27H169ZM184 26V27H183ZM188 26V27H187ZM238 26V27H237ZM252 26V27H251ZM261 26V27H260ZM126 27H127V29H126ZM169 27V28H168ZM178 27H179V29H178ZM247 27V28H246ZM152 28H154V31H153V29ZM159 28V29H158ZM174 28V29H173ZM181 28H184L185 30H183V29H181ZM216 28V29H215ZM256 28V29H255ZM259 30H258V29ZM164 29V30H165ZM168 29V30H167ZM175 29H177L178 31H176ZM250 29H252V31L250 32ZM262 29V30H261ZM119 30V31H118ZM122 30V31H121ZM180 30V31H179ZM123 31H124V34H123ZM126 31V32H125ZM132 31V30H131ZM147 31H149V33H147V36L145 35V34H143L144 32H147ZM151 31H153V33H150ZM161 31V32H162ZM96 32V31H95ZM118 34H117V33ZM134 32V33H135ZM160 32V33H161ZM169 32H171V33H169ZM173 32V33H172ZM236 32V33H235ZM250 32V33H249ZM92 33V32H91ZM90 33V34H91ZM117 35H116V34ZM129 33L131 34V36L133 37V39H131V42H132V40H133V42L135 41V40H137V39H135L136 38V36L138 35L137 33V35L135 36L134 34H132L130 31H129ZM180 33V34H179ZM239 33V34H238ZM253 35H252V34ZM89 34V36H92V39L94 40V43L96 42V44H94L93 42H91L92 43V45H97V42L99 43V40H98V38L100 39V43L102 44V45H99L100 47H97V48H100L99 50H101V49H103V48H105V44L107 45V43L105 42V44L103 43V41L101 40V39H103L104 37L103 36H105V35H102V34H99V32H97V33H95L94 34V32H93V34L94 35H90ZM96 34H98V38L97 39H94L93 37H96ZM156 34V35H155ZM162 34H160V36H159V38L158 39H161V37H162ZM140 35V37L139 36H137V37H139V40L140 39H142V36ZM155 35V36H154ZM163 35V36H164ZM108 36V37H109ZM228 36V37H227ZM106 37V36H105ZM126 37V36H125ZM124 37V38H125ZM174 37V38H173ZM180 37V38H179ZM117 38H119L118 40H117ZM154 38H150L149 37V43H148V45L147 44H145V43H147V41L145 40V39H143L144 41H145V43H144V46L146 45V49L147 50H144V48H142L141 46L143 45V44H141V42H139V47L141 48V49H143V53H145V55L143 56V54H142V57L144 58V57H149L150 55H152V53H153V55H154V45H157V43H156V41L154 40L153 41V39ZM166 38V37H165ZM177 38H178V40H177ZM183 38V39H182ZM90 39V40H89ZM87 41H89V43H90V41H92V39L91 38H89ZM152 39V40H151ZM155 39H157V38H155ZM173 39V40H172ZM252 39H251V41H252ZM63 40V39H62ZM65 40V39H64ZM61 41V40H58V41H61L62 43L64 42V45H60V44H62L61 42H54L53 40H51V41H53V45H57V43H59L57 46L58 47H56V45H55V47L57 48V51H58V53H61L60 54V56H59V54H57V52H56V50H54L53 48H55L54 46H50L49 44H51L50 42L51 41H49V43H47V44H45L44 43V45H45V47H42L43 46V43H41V44H39V45H37V47L35 48V46L34 47H32V48H35V49H37L38 48V46H40V47H42V48H39L40 50H42L43 52H44V50L46 51L45 53H43V52H41L40 54H42L44 57L46 56V53H47V51L49 52V53H47V54H50V52L52 53V51L54 50L55 51V56H53V57H55V59H57V61H55L56 62V64H57V69L55 68V62L54 61H52V62H48V61H51V59H53V57H51L52 55L50 54V55H48L49 57V59L47 58V56L45 57V58H47L48 60L46 61V59L42 56V55H38V54H36V55H38V57L35 55V53H37L38 51H40L39 49H37V50H33L34 52H32L30 49H29V52H30V55H28L29 54V52H28V50L26 51L27 53H25L29 58H25V57H23L24 59H23V61H22V63L23 62H29V60L31 61H33V59L35 58V57H37V61L40 59L39 57H43L44 59H45V61L50 65H52V63L54 62V65H52L53 67H51V65L49 66L48 64L46 65L45 64V66L44 67H47V68H49L50 69V67H51V69H52V71L54 72V70H55V72L57 73H55L56 75H54L53 73H51V72H49V71H51V69L49 70H47V68H44L45 69V71L47 72H49V73H46L44 70H43V72H45V73H43V74H47V76L50 78V79H52L51 77H52V75L55 77H57L58 76V74H59V76H61V75H66L67 73V75H69V73L70 72H68L67 71V69H68V67H64V64L65 65H67L68 63H70L71 65L73 64V65H75L74 66V68H76L75 69V71H73L74 69H73V67L71 68L69 65H67V66H69V68H71V70L70 69H68L69 71H71V73L73 72V73H75V76H76V74H80L81 72H83V71H86V69H95V71H93V72H91V75H92V77L90 78V76H89V78L90 79H92L91 80V82H93V84H95L97 81H102L103 80V77H109V76H111L112 75V73H111V71H112V69H109V70H107V68H109L110 66L107 64L106 66H105V62H104V60H102L101 61V56L97 53L98 52V50H97V48H95V52H93V51H91L92 53H94V57H93V54L90 52V50H92L91 49V44L89 45V43L87 44V41L85 40H79V41H82V42H84V43H86V45H87V47H88V45L90 46V48L88 49V48H86V45L85 44H83L82 42H80L82 45H84V47L85 48H83L82 47V45H79V46H81V48L80 47H78L77 45H76V43H78V42H75V41H77V40H70L71 41V43L73 44V48L71 47L72 45H71V43H69V44H66V43H68V41L69 40H67L66 42L65 41ZM98 40V41H97ZM104 41H107V40H105V38L103 39ZM117 40V41H116ZM139 40H137V42L139 41ZM148 40V39H147ZM69 41V42H70ZM125 42H126V39L124 40ZM141 41V40H140ZM144 41H142V42H144ZM150 41H152L153 43H154V45L152 44V43H150ZM159 41V40H158ZM157 41V42H158ZM161 41V40H160ZM178 41V42H177ZM264 41V40H263ZM48 42V41H47ZM125 42H124V44H125ZM132 42V45L133 44H135L136 43V41L133 43ZM223 42H224V44H223ZM74 44H75V46H74ZM116 44V45H115ZM153 45V52L151 51L152 50V45ZM193 44V45H192ZM263 44V43H262ZM46 45H47V47H46ZM68 45H70L69 46V48H68ZM131 45V43H130V47L132 46ZM135 45H138V43L137 44H135ZM151 45V46H150ZM50 46V47H49ZM67 46V47H66ZM195 46H197V47H195ZM48 47H49V49H48ZM71 47V48H70ZM77 48L78 50H75V48ZM132 47H134V45L132 46ZM131 47V50L133 49ZM139 47L137 46V47H135L134 48V51L135 52H139V50L138 51H136L135 49H139ZM181 47H184V46H181ZM195 47V48H194ZM44 48V49H43ZM47 48V49H46ZM55 48V49H56ZM80 48V49H79ZM93 48V47H92ZM122 48V47H121ZM173 46L171 45V46H167V50H168V59H169V61L171 62L170 63V65H174L175 64V60H174V57H173ZM51 49H52V51H51ZM74 49V50H73ZM129 49V48H128ZM128 49L126 50V51H128ZM141 49H140V51H141ZM149 49H151V50H149ZM156 52L158 53V48L156 47ZM89 51L90 52V54H92V55H89L88 54V52L87 51ZM130 50V49H129ZM130 50V53L132 52L133 54H134V51L132 50L131 51ZM195 50V51H194ZM72 51H73V53H72ZM76 51V52H75ZM121 51V50H120ZM146 51V52H145ZM72 53L71 55L69 54V53ZM75 52V53H74ZM80 52V53H79ZM116 52V54H115V56H113V58H112V60L114 61V60H120L122 57H121V52ZM192 52V53H191ZM33 53H34V55H35V57H34V55H33ZM76 53L79 55H76ZM95 53H97V54H95ZM125 53V52H124ZM129 53V51L128 52H126V54H124V55H127ZM140 53V52H139ZM33 56H32V55ZM53 54V55H54ZM57 54V55H56ZM67 54H69V56H67ZM120 56H119V55ZM132 54V55H133ZM136 54V53H135ZM62 55V56H61ZM76 55V56H75ZM96 55H98V57L96 56ZM123 55V54H122ZM131 55V54H130ZM155 55H158V54H156L155 53ZM172 55V56H171ZM26 56V57H27ZM58 56L60 57V58H58ZM65 56V57H64ZM77 56H78V58H77ZM127 56H129V54L127 55ZM161 56L162 55H158L157 56V58L156 59H158V60H156L157 62L159 61V58L160 59H162L161 58ZM192 56V57H191ZM217 56L220 58V60H221V62H222V64L223 65H225V63L227 64V63H229V60L227 59V57H226V55L224 54H222V52H220V53H217ZM66 57H67V59H70L71 61H69V60H67L66 59ZM74 57H75V59H74ZM121 57V58H120ZM124 57H126V56H124ZM156 57V56H155ZM159 57V58H158ZM256 57H258V59L256 58ZM39 58V59H38ZM61 58H63V60L61 61L60 59ZM73 58V59H72ZM120 58V59H119ZM128 58V57H127ZM126 58V60H125V63H124V65H126L127 64V66H129V65H131L129 68H136V67H132L133 66V64H132V62H134V60H129V63H127L126 61L129 59H127ZM152 56L150 57V58H148L147 60L148 61H150V64H147V60L145 59V60H143L145 63V67L146 66H148V71H146L145 73H149L150 74V72H151V75L155 72L154 70H153V72H152V70L150 69V65H152L151 67H153L155 64H156V62L154 61V59L152 60ZM255 58V59H254ZM25 59H26V61H25ZM54 59V60H55ZM58 59H59V61L63 64V66H61V64L59 65L57 62H58ZM78 59H79V61H78ZM130 59H132V57H130ZM137 59V58H136ZM197 59V60H196ZM73 60V61H72ZM122 60V59H121ZM123 60H124V58H123ZM151 60L153 61V63H151ZM258 60V61H257ZM260 60V61H261ZM31 61V65L33 66L34 65V63L33 62H35V65L34 66H36V71H35V67H34V73H35V76H39L40 75V79H39V77H38V80H33V79H36V78H30V72H33V67L31 68V66H30V62L29 63H23L24 64V70L25 69H27L28 71H30V72H26V70H25V73H24V70H17L18 72H16L15 71V75H19V72L20 71H22V72H20V73H22V75L23 74H28L29 73V78H27L28 77V75H27V77H26V79H24V85H26L27 84V87H25V90H22V91H26V92H22L21 94L19 93L18 94V91H19V89L23 86V78L22 77H20L19 79L8 69V68H6V69H8L9 71H7L6 69H5V75L7 76V75H9V74H11V76L9 75L8 77H7V79L8 78H10L9 80H8V83H9V81L11 80V78L13 77L14 78V83L16 84L18 81H16V80H19V82H21V83H19V84H17L18 86V88L16 87L15 89H18L17 91L15 90V92H14V90L12 91L11 89H12V87H15V86H12L11 85V89L9 88L10 86H8V83H5L4 84V82H2V80H1V78H0V87L2 88V85L4 84V86H8V88H9V91H11V94L9 95V91L7 90V87H5L4 88V86H3V88L4 89H1L0 88V91L2 92H0L1 94V98L0 99H3L4 97L3 96H5V98L4 99H6V100H2V101H5V103L3 102V104H1L0 103V109L1 108H9L8 109V111H2V109L0 110V118H2V117H4V118H8V120H6V122L7 121H9L10 122V120H11V118L13 119L14 117H13V112H15L16 110H17V105H20V104H18L19 103V100H21V101H26V98L28 99V98H31L32 96H34L36 93H37V90H35L34 88H31V87H34V86H30L28 83H26L27 81L28 82H33L34 83V81H37V83H38V81L40 80V84L38 83H36L37 85H39L40 87H43L44 85L42 84V82H47V83H49V80L50 79H46L47 78V76H44L43 77V75L41 76V70L43 69V67H39L38 66V63H37V61H33L32 62ZM40 62H43V59H42V61L41 60H39ZM45 61L43 62V64L41 63H39L40 64V66H42V65H44V63H45ZM65 61V62H64ZM136 61V60H135ZM173 61H174V63H173ZM77 62V63H76ZM116 62V61H115ZM114 62V63H115ZM124 62V61H123ZM252 62H253V64H252ZM255 62V63H254ZM37 63V64H36ZM251 63V65L249 66V64ZM259 63V62H258ZM246 64V65H245ZM58 65L60 66V67H62V68H64V70L62 71L61 70V68H60V70H58L59 68H58ZM39 67V69H38V67ZM103 66H104V68H103ZM108 66V67H107ZM126 66V67H127ZM226 66V65H225ZM252 66V67H251ZM30 70H29V69ZM84 68H86L85 70H84ZM111 68V67H110ZM147 68V67H146ZM247 70H245V69ZM41 69V70H40ZM65 69H66V72H65ZM73 69V70H72ZM77 69H79L78 71H80V69H82L81 71H80V73H78V71H77ZM115 70L117 69V71L119 70L118 69V67L116 68H114ZM250 69V70H249ZM37 70H39L38 72H39V75H37L38 74V72H37ZM96 70H98V71H96ZM106 71V73H107V71H108V73H109V75L108 74H106L105 72H103V71ZM151 70V71H150ZM249 70V71H248ZM252 70V71H251ZM58 71H62V73L60 74V72H58ZM116 71V72H117ZM195 71V72H194ZM198 71V72H197ZM204 71V72H203ZM244 71V72H243ZM7 72H9V74L7 73ZM37 72V73H36ZM64 72V73H63ZM100 72V73H99ZM103 72V73H102ZM247 72V73H246ZM249 72V73H248ZM253 72V73H252ZM18 73V74H17ZM34 73H31V76H32V74H34ZM66 73V74H65ZM70 73V74H71ZM72 73V74H73ZM110 73H111V75H110ZM156 73V72H155ZM154 73V74H155ZM187 73H188V75L190 74V76H188L187 75ZM251 73V74H250ZM13 74V75H12ZM51 74V75H50ZM103 75V77L101 78V76ZM105 74V75H104ZM90 75V74H89ZM186 75V76H185ZM5 76V77H6ZM16 78H15V77ZM25 76L26 75H24L23 77L25 78ZM71 76V75H70ZM70 76H66V77H70ZM72 76H74V74L72 75ZM188 76V77H187ZM254 76V77H253ZM32 77H34V75L32 76ZM45 78L47 81H42L43 80V78ZM62 77V76H61ZM99 77H100V80H99ZM192 77V78H191ZM237 77V78H236ZM253 77V78H252ZM42 78V79H41ZM62 78H64V76L62 77ZM61 78V79H62ZM254 80H252V79ZM6 79V78H5ZM6 79V80H7ZM27 79H29V80H27ZM30 79H32L33 81H30ZM44 79V80H45ZM54 79V78H53ZM55 79H57V81H60V79L59 78H55ZM89 79V80H90ZM193 79V80H192ZM190 80V81H189ZM192 80V81H191ZM195 80V81H194ZM42 81V82H41ZM63 81V80H62ZM253 81V82H252ZM3 84H2V83ZM13 82V80L12 81H10V84H13L12 83ZM103 83L102 84H104L105 85V83H104V81H102ZM173 82V83H172ZM187 82V83H186ZM199 82V83H200ZM246 82V83H245ZM32 84V85H36V84ZM44 83V84H45ZM99 83V82H98ZM189 83V84H190ZM247 83H249V84H247ZM185 84H186V86H185ZM251 84V85H250ZM253 84V85H252ZM29 85V86H28ZM108 85V86H107ZM19 86H21V87H19ZM38 86V87H39ZM105 86H107V88L108 89H110L111 87H112V85H110V87H109V84H106ZM24 87V86H23ZM22 87V88H23ZM37 87V88H38ZM46 87V86H45ZM43 88V89H39L40 91H42V90H44V89H49L48 87L47 88ZM182 87V88H181ZM232 87V88H231ZM244 87H246L247 88V90H246V88H244ZM21 88V89H22ZM36 88V87H35ZM36 88V89H37ZM178 88V89H177ZM239 88V89H238ZM243 88V89H242ZM38 90V91H39ZM7 91H8V93H7ZM181 91V92H180ZM221 93H220V92ZM243 91V92H242ZM14 92V93H13ZM17 92V93H16ZM44 92H46V90H44ZM43 92V93H44ZM49 92V91H48ZM178 92H180V93H178ZM219 92V93H218ZM228 92V93H227ZM246 92V93H245ZM12 93H13V96H12ZM25 93H26V95H25ZM33 93V94H32ZM35 93V94H34ZM160 93V94H159ZM2 94H3V96H2ZM6 94V95H5ZM16 94H17V96H16ZM23 94H24V96H23ZM220 94H224V95H220ZM9 96V98H7L8 96ZM18 95H22L24 98L23 99H20L19 97H18ZM28 95V96H27ZM217 95H219L218 97L220 98H218L217 97ZM239 95V96H238ZM10 96H12L13 97V100H11L10 102L8 101V99L10 100V98H12V97H10ZM26 96V97H25ZM171 96V97H170ZM221 96V97H220ZM227 97V98H226ZM160 98V99H159ZM217 98V99H216ZM18 101H17V100ZM158 99V100H157ZM222 99H224V101L222 100ZM16 100V101H15ZM163 100V101H162ZM219 100V101H218ZM222 100V101H221ZM240 100H242L241 102H240ZM7 101V102H6ZM222 102V103H221ZM224 102H225V104H224ZM230 102H233V103H230ZM11 103V104H10ZM20 103H22V102H20ZM24 103V102H23ZM23 103H22V105H23ZM161 103V104H160ZM159 106H158V105ZM205 104V103H204ZM229 104H230V106H229ZM233 105V106H232ZM239 105H236V107L237 106H239ZM244 106H243V109L245 110V104H243ZM204 106V107H203ZM207 106V105H206ZM218 106H215V107H218ZM162 107V108H161ZM212 107V108H213ZM228 107V108H227ZM233 108V110H235L236 109V111H238V110H240L241 109V107H239L240 109H238V108ZM5 108L3 109V110H5ZM160 108H161V110H160ZM207 109V111H209V113H212V114H209V113H207V111H206V109ZM211 108V109H212ZM16 109V110H15ZM217 109V108H216ZM238 109V110H237ZM218 110V109H217ZM228 110V111H227ZM242 110V109H241ZM158 111H160V112H158ZM231 111V112H230ZM259 111H263L262 109H259L258 111H257V114H258V112ZM213 112H214V114H213ZM246 112V111H245ZM262 113V112H261ZM260 112H259V115L261 114ZM207 114V115H206ZM209 114V115H208ZM224 114H222V115H224ZM228 114V115H229ZM256 114V116H259V115H257ZM211 115V116H210ZM214 115V116H213ZM12 116V117H11ZM213 116V118H214V120H213V118L212 119H209V118H211ZM11 117V118H10ZM156 117H158V118H156ZM10 119V120H9ZM157 119V120H156ZM207 119H208V121H207ZM0 121H1V119H0ZM12 121H14V120H12ZM11 121V122H12ZM157 121H159V122H157ZM201 121V122H200ZM7 123L6 125H8V124H10V123ZM192 122V123H191ZM211 122H213V123H211ZM195 123V124H194ZM15 123L13 122L12 123V126L14 125ZM205 124V125H204ZM209 124V125H208ZM217 124V123H216ZM149 125V126H148ZM152 125V126H151ZM207 126V127H206ZM153 129H152V128ZM196 127V128H195ZM203 127H204V129H203ZM209 127V128H208ZM150 128V129H149ZM192 128V129H191ZM215 128H216V126H215ZM157 131H156V130ZM198 129V130H197ZM151 130H153V131H151ZM149 131V132H148ZM198 131V132H197ZM205 131V132H204ZM66 132V133H65ZM81 132V131H80ZM146 132V133H145ZM153 132V133H152ZM181 132V133H180ZM85 133V131L83 132H81V134L80 135H82V136H86V133ZM92 133V132H91ZM201 133V134H200ZM84 134V135H83ZM88 135H89V137H90V139H92L93 137H91L92 135H93V133L92 134H89V132L87 133ZM96 134V133H95ZM94 134V135H95ZM58 135V136H57ZM91 135V136H90ZM99 134H96V136H95V138H93L92 140H94V139H99L98 136ZM178 135V136H177ZM51 136V137H52ZM84 136V137H85ZM151 136V138H149ZM58 137H60V138H58ZM89 137H88V139H89ZM146 137V138H145ZM153 137V138H152ZM86 139H87V137H85ZM184 138V139H183ZM188 138V139H187ZM145 139V140H144ZM147 139V140H146ZM150 139V140H149ZM170 139V140H171ZM179 139V140H178ZM51 140L53 141V142H51ZM59 140V141H58ZM110 140L112 141L111 143H113V140L112 139H109V143H110ZM181 140V141H180ZM175 143H174V142ZM178 141V142H177ZM57 142V143H56ZM182 142H183V144H182ZM110 143V144H111ZM177 143V144H176ZM190 144V147H189V145L188 144ZM56 144V145H55ZM114 144V143H113ZM112 144V145H113ZM115 144H118V143H115ZM177 145V146H176ZM57 146V147H56ZM144 146V147H143ZM180 146V147H179ZM50 147V148H49ZM54 148V149H53ZM178 150V152H177V150ZM181 148V149H180ZM136 149V150H137ZM141 149V150H140ZM181 150V151H180ZM57 153H56V152ZM59 151V150H58ZM56 154H55V153ZM223 152V151H222ZM131 153V152H130ZM134 153V154H133ZM138 153V154H137ZM78 154V153H77ZM125 155L124 153H123V156L124 157H127L128 155ZM152 156H157L158 155V153L156 152H152ZM155 154V155H154ZM179 154L181 155V156H186V157H184V158H186V159H184L183 160V158H181V156H179ZM47 155H46V157H47ZM121 156H122V154H120ZM120 155L118 154V155H116V157H120ZM136 155H137V157H136ZM52 157H53V159H52ZM172 157V158H171ZM189 157V156H188ZM230 157V158H229ZM229 157H227V158H229V159H231V160H233V161H231V160H227V161H229V162H227L228 164H227V166H226V168L222 171V172H220V173H216V175H214L213 177H211L212 176V174L213 173H208L207 174V176L209 177V179H211V178H214V179H217V178H219L220 177V175L223 173L224 174V180L225 181H227L228 179L227 178H229V175H228V177H227V172H230V171H232V168H231V164L233 163V162H235V160H236V157H234V156H229ZM165 158H167V160L165 159ZM170 158V159H169ZM180 160H178V159ZM226 158V159H227ZM69 159H70V157H69ZM162 159V160H161ZM226 159H223L224 161L226 160ZM235 159V160H234ZM75 160H77L76 162H77V166H76V162H74ZM91 160V161H90ZM98 160V161H97ZM191 160V159H190ZM221 161H222V159H220ZM74 162V163H72V165H69V164H71V163H69L68 164V162ZM145 161V163H146V165H144L145 163H143ZM169 161V162H168ZM187 162V165H186V162ZM49 162V163H48ZM87 162V163H86ZM139 163V165H138V163ZM179 164V162H181L180 163V165H178L177 163ZM133 163V164H132ZM134 163H137L136 165L134 164ZM142 163V164H141ZM230 163V164H229ZM75 164V165H74ZM167 164V165H166ZM173 164V165H172ZM190 164V165H189ZM138 165V166H137ZM142 165V166H141ZM157 165V166H156ZM166 165V166H165ZM177 165V166H176ZM193 165V166H192ZM47 166V165H46ZM111 166H113V167H111ZM134 166H136V167H134ZM147 166V167H146ZM160 166V167H159ZM47 167V168H48ZM58 168L57 170H55L56 168ZM86 167V168H85ZM115 167V168H114ZM152 167V168H151ZM171 167H172V169H171ZM67 168V169H66ZM72 168V169H71ZM104 168V169H103ZM157 168V169H156ZM158 168H160V169H158ZM184 168V169H183ZM194 168H197V167H194ZM193 168V169H194ZM199 168H203V167H198L197 168V170L199 169ZM227 168H229L227 171H226V169ZM63 169H65V170H63ZM167 169V170H166ZM170 169V170H169ZM70 170V171H69ZM84 172H83V171ZM122 170V171H121ZM128 170V171H127ZM197 170H196V172H197ZM62 171H63V173H62ZM65 171V172H64ZM126 171V172H125ZM130 171H131V173H130ZM158 171V172H157ZM175 172H176V170H174ZM195 171V169L193 170V172ZM234 171V170H233ZM61 172V173H60ZM68 172V173H67ZM123 172H125V173H123ZM163 172V173H162ZM181 172V171H180ZM183 172V171H182ZM192 172V168H191V172H190V174L188 175L189 177H194V175L196 174H194ZM100 173V174H99ZM104 173V174H103ZM106 173V174H105ZM118 173H119V175H118ZM123 173V174H122ZM165 173V174H164ZM170 175H169V174ZM189 173V172H188ZM192 173H193V176H192ZM226 173V174H225ZM67 174V175H66ZM127 174V175H126ZM133 174V175H132ZM182 173H180L179 175H181ZM215 174V173H214ZM229 174V173H228ZM65 175H66V177H65ZM95 175V176H94ZM126 176V177H124V176ZM131 175V176H130ZM219 176V177H216L215 178V176ZM64 176V177H63ZM68 176V177H67ZM70 176V177H69ZM113 176H115L116 177V179H118V183H117V181H116V179H115V177H113ZM132 176H133V178H132ZM154 176V177H153ZM166 176H167V178H166ZM175 176V175H174ZM130 177V178H129ZM152 177V178H151ZM226 177V178H225ZM263 177V178H262ZM72 178V179H71ZM114 178V179H113ZM140 178V179H139ZM173 178V177H172ZM171 177H170V179H172ZM49 179V178H48ZM87 179V180H86ZM133 179H134V181H133ZM151 179H152V181H151ZM93 182H92V181ZM50 181V180H49ZM146 182V184L147 185H145V182ZM147 181H148V183H147ZM260 183L261 184H259V182L258 183H256V184H252L251 186L254 188V190L252 191V187L251 186H249V184L248 185H246V186H243V187H240L241 185H239L238 186V184H240V182L237 180L235 183L233 182L232 183V188H234L233 190L231 189V187L228 189V192H225V191H227V190H224V191H221V193L219 192V191H217V195L216 194H213V193H211V195H213V197H215V196H218V195H221V197H222V199L221 200H219L220 198H218V197H215V198H217V200L215 199H213V202L215 203V207L216 208H213V206L212 207H210L211 208V211H213V213L215 214V215H219V219H220V222H221V224H222V226L223 225H226V223L228 222V220L226 219V217L225 216H222V215H220V212L221 211H219L218 210V207L219 208H221V205H223L224 203H225V201L226 200H223V199H227L228 198V196L230 195L231 196V194H233L234 193V195L235 196H242V197H244L241 193L243 192V194L244 193H246V191H247V193L246 194H244L245 195V197L246 198H250V197H252V198H250V199H252V200H255L256 202H262V203H264V198H263V196H264V183H262V182H264V176H261V178H260ZM96 182V183H95ZM125 182H128L127 184H125ZM140 182H144L143 184L141 183L140 184ZM159 182V183H158ZM179 182V183H178ZM110 183V184H109ZM121 183V184H120ZM124 185H123V184ZM237 183V184H236ZM132 185V186H129V185ZM134 184V185H133ZM139 184V185H138ZM164 184H165V186H164ZM178 186H177V185ZM236 184V191H235V187H234V185ZM75 185V186H74ZM101 185V186H100ZM107 185V186H106ZM118 185V186H117ZM136 185V186H135ZM138 185V186H137ZM181 185L179 186V188H183V187H181ZM255 185V186H254ZM116 186V187H115ZM121 186V187H120ZM143 186H145V188L143 187ZM239 188H238V187ZM73 187H75V189H74V191H72V189H73ZM128 187V188H127ZM130 187V188H129ZM131 187H133L132 189H131ZM158 187V188H157ZM163 187V188H162ZM246 187V188H245ZM249 187V188H248ZM255 187H256V189H255ZM263 189H262V188ZM125 188H127V189H125ZM138 188H140V189H138ZM146 188H148V190L146 189ZM241 188V189H240ZM245 189V190H243V189ZM251 188V190H249ZM131 189V190H130ZM137 189V190H136ZM238 189H239V191H238ZM87 190V191H86ZM104 190V191H103ZM156 192H155V191ZM160 190V191H159ZM232 190V191H231ZM6 191V192H5ZM124 191V192H123ZM125 191H128L127 193H125ZM139 191H140V193H139ZM144 191V192H143ZM249 191V192H248ZM252 191V192H251ZM263 191V192H262ZM70 192H72V193H70ZM95 192V193H94ZM103 192V193H102ZM107 192V193H106ZM138 192V193H137ZM150 192V193H149ZM218 192L220 193V194H218ZM229 192H230V194H229ZM233 192V193H232ZM67 193V194H66ZM105 193V194H104ZM225 193H226V195H225ZM236 193V194H235ZM249 193V194H248ZM251 193L253 194V195H251ZM258 193V194H257ZM259 193H261L260 195H259ZM229 194V195H228ZM239 194V195H238ZM55 195H57V196H55ZM88 195V196H87ZM121 195H123V196H121ZM247 195H249V196H247ZM256 195H257V197H256ZM258 195L261 197H258ZM262 195V196H261ZM86 196V197H85ZM225 198H224V197ZM227 196V197H226ZM233 196V195H232ZM240 196V197H241ZM6 197H7V195H6ZM49 197V198H48ZM54 197V198H53ZM57 197H59V198H57ZM85 197V198H84ZM143 197V198H142ZM147 197V198H148ZM4 198V199H3ZM53 198V199H52ZM145 198H144V201H145ZM153 198V199H152ZM157 199H159V200H157ZM260 199V201H258ZM3 200V201H2ZM44 200L46 201V200H48V201H50V204L49 203H47V202H45L44 203ZM87 200V201H86ZM92 200H94V201H92ZM103 200V201H102ZM154 200L156 201V203H153L154 202ZM7 201V202H6ZM51 201L53 202L54 201V203H51ZM56 201V202H55ZM221 201V202H220ZM90 202V203H89ZM2 203H3V206H2ZM7 203H9V204H7ZM47 203V204H46ZM56 203V204H55ZM102 203V204H101ZM145 202H142V205H147V204H144ZM151 203H153V205L151 204ZM213 203V204H214ZM9 205V206H7V205ZM92 204V205H91ZM155 204H156V206H155ZM212 204V205H213ZM221 204V205H220ZM71 205V206H70ZM79 205V206H78ZM147 205V206H148ZM218 205H220V206H218ZM76 206V207H75ZM78 207V208H77ZM85 207V208H84ZM47 208H49V209H47ZM155 208V209H156ZM159 208V209H158ZM64 209V210H63ZM155 209H153V210H155ZM216 209H217V211H216ZM82 210V211H81ZM221 210V209H220ZM4 211V212H3ZM77 211V212H76ZM219 211V212H218ZM9 214H8V213ZM52 212V213H51ZM85 212V213H84ZM92 212V213H91ZM130 212V214L133 212V209L131 210V211H129ZM50 213V214H49ZM68 213V214H67ZM87 213V214H86ZM105 213V214H104ZM240 213V214H239ZM237 215H236V217H234L231 221H229L231 224H233V225H235V230H229L230 231V233H229V231H221V230H216V231H213V232H210L208 235H207V242H205L206 244L208 243V245H210L211 246V251L213 252V254L214 255H217V254H221V252L222 253H224L225 251L224 250H226L227 252H225V254H222L221 255V261H222V259H224L222 262H224V264H227V261H229V260H227V259H230L233 255H234V253L235 254H237L238 252L237 251H234L233 250V246H235V244L237 245V244H240V242L239 241H241L242 243H241V245L243 246V247H241L242 249L244 248V246L245 245H248V246H250V243H246V241H244V238H250L249 236H248V234H247V228L242 224V223H238V222H242V220L243 219H241V218H244L245 219V217L243 216V213H241V212H239ZM8 214V215H7ZM44 214V215H43ZM53 214V215H52ZM102 214V215H101ZM130 214H129V216H130ZM5 215H7V216H5ZM10 215V216H9ZM77 215V216H76ZM104 215V216H103ZM136 213L135 214H133L132 213V216H134V218H130L131 220L133 219V220H135L136 218ZM9 216V217H8ZM13 216V217H12ZM57 216V217H56ZM68 216V217H67ZM98 216H99V218H98ZM131 216V217H132ZM221 216V217H220ZM240 216V217H239ZM5 217V218H4ZM47 217V218H46ZM50 217V218H49ZM225 217V218H224ZM7 218V219H6ZM185 218H187V217H185ZM238 218H240V219H238ZM7 220H9V221H7ZM87 220V221H86ZM48 221V222H47ZM64 222V223H63ZM180 222V223H179ZM226 222V223H225ZM68 223V224H67ZM178 224H179V226L181 227V226H183V227H179V232L180 233H182L181 235H183L184 233H185V231H186V227H187V224H185V222H184V220H182V222L181 221H178L177 222ZM236 223V224H235ZM12 224H14V225H12ZM41 224V225H40ZM182 224V225H181ZM5 225V224H4ZM34 225V226H33ZM53 225V226H52ZM242 225V226H241ZM15 226V227H14ZM36 226V227H35ZM41 226V227H40ZM50 226V227H49ZM239 226V227H238ZM2 227H5V228H7V226L5 225V226H2ZM23 227H26V228H23ZM43 227V228H42ZM237 228V229H236ZM240 228V229H239ZM0 229H1V227H0ZM28 229H29V232H28ZM246 229V230H245ZM27 230V231H26ZM43 232H42V231ZM67 230V228L65 227V231ZM243 230V231H242ZM22 231V232H21ZM184 231V232H183ZM238 231V232H237ZM246 233H245V232ZM30 233V234H29ZM40 233V234H39ZM216 233H217V237H216ZM226 233V234H225ZM228 233V234H227ZM244 234V235H243ZM246 234H247V236H246ZM19 235H17V237L19 236ZM27 236L28 235V237H30V238H26V237H24V236ZM33 235L35 236L34 238H33ZM37 235H39V236H37ZM32 236V237H31ZM218 236H219V238H218ZM224 236H225V238H224ZM227 236H228V239H227ZM232 236V237H231ZM236 237V238H235ZM18 238H21L20 236L18 237ZM91 238L92 237H89V240H91ZM211 238V239H210ZM213 238V239H212ZM218 238V239H217ZM84 240H85V238H83ZM82 239V240H83ZM88 239V238H87ZM95 239V238H94ZM221 239V240H220ZM230 239H231V241H230ZM31 240V241H32ZM83 240V241H84ZM92 240H93V238H92ZM89 241V242H93V241ZM96 240V239H95ZM213 240H214V242L215 241H217V242H213ZM220 240V241H219ZM235 240V241H234ZM83 241H81V240H79L78 242H83ZM219 241V242H218ZM234 241V242H233ZM244 241V242H243ZM75 241H73V243H74ZM77 241L74 243V244H77L78 243ZM87 242V240L85 241V243ZM110 243H111V241H109ZM231 242H233V243H231ZM67 243H69V242H67L66 241V244ZM72 243V242H71ZM84 243V242H83ZM79 244L82 248H83V246H85V243L84 244ZM96 243H97V241H96ZM96 243L94 244V245H92V243H91V245L88 247V248H90V247H94L95 245H96ZM227 243H229V245L227 244ZM223 245V246H221V245ZM226 244V245H225ZM233 244V245H232ZM65 245V244H64ZM68 245V244H67ZM69 245H70V243H69ZM83 245V246H82ZM86 245H87V243H86ZM216 245H217V247H216ZM219 245V246H218ZM225 246H228V247H225ZM86 248H87V246H85ZM219 247V248H218ZM81 248V249H82ZM225 248V249H224ZM227 248H229V249H227ZM83 249H85V248H83ZM241 249V250H242ZM215 250H217V252L215 251ZM249 250H250V247H249ZM232 252H233V254H232ZM237 252V253H236ZM230 254V255H229ZM57 255H59V253L57 254ZM224 255V256H223ZM225 255L227 256L226 258H225ZM227 261H226V260Z\"/></svg>",
  "mask_w": 264,
  "mask_h": 264
},
{
  "label": "clouds",
  "instance_id": "obj_3",
  "mask_svg": "<svg viewBox=\"0 0 264 264\" xmlns=\"http://www.w3.org/2000/svg\"><path fill=\"white\" fill-rule=\"evenodd\" d=\"M261 77L260 86L243 97L246 105V117L241 120L244 134L225 131L222 135L203 136L194 140L189 150L193 162L235 156L231 164L234 171L229 172L227 181L223 173L217 179L201 178L195 187L198 195L189 200L192 191L188 186L189 168L179 177L188 191L177 187L161 192L159 203L163 207L159 210L142 205L136 193L109 201L105 208L106 219L84 222L76 218L68 225L51 227L36 243L29 264H56L58 253H66L59 264H224L222 254L214 255L204 237L218 229L235 230V226L228 223L222 227L206 201L211 193L227 190L237 180L243 187L260 182V177L264 176V115L255 118L257 111L264 107V73ZM218 148H223V152L217 153ZM186 205L187 218L182 211ZM131 209L137 214L134 221L128 215ZM238 212L245 217L242 223L253 243L250 250L245 245L227 264H264V203L229 196L221 205L220 215L228 221ZM180 220L187 224L183 235L177 223ZM86 237L96 238V245L87 249H81L79 244L69 249L63 247L65 241L71 243Z\"/></svg>",
  "mask_w": 264,
  "mask_h": 264
}]
</instances>
